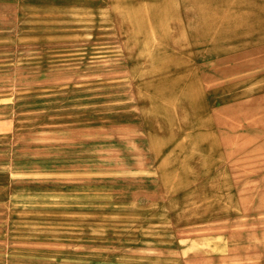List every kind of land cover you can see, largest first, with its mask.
I'll list each match as a JSON object with an SVG mask.
<instances>
[{"label": "rangeland", "instance_id": "374dc122", "mask_svg": "<svg viewBox=\"0 0 264 264\" xmlns=\"http://www.w3.org/2000/svg\"><path fill=\"white\" fill-rule=\"evenodd\" d=\"M18 7L0 2V264H264L262 72L222 0Z\"/></svg>", "mask_w": 264, "mask_h": 264}, {"label": "crops", "instance_id": "0c3cea01", "mask_svg": "<svg viewBox=\"0 0 264 264\" xmlns=\"http://www.w3.org/2000/svg\"><path fill=\"white\" fill-rule=\"evenodd\" d=\"M26 1L33 0H0L17 2L18 9ZM210 13L212 17H217L213 10ZM220 16L225 18L226 23L229 16L236 18V28L232 31L236 38L239 59L248 60L255 67L261 68L259 83L264 87V0H222ZM226 23L222 31L224 38L228 33Z\"/></svg>", "mask_w": 264, "mask_h": 264}]
</instances>
